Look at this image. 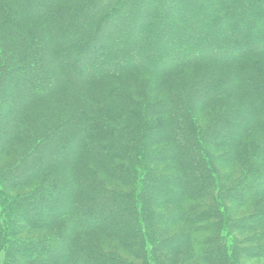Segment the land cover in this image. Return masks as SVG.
I'll list each match as a JSON object with an SVG mask.
<instances>
[{"label":"trees","instance_id":"1","mask_svg":"<svg viewBox=\"0 0 264 264\" xmlns=\"http://www.w3.org/2000/svg\"><path fill=\"white\" fill-rule=\"evenodd\" d=\"M160 2L181 20L157 8L154 22L170 18V31L139 35ZM128 4L0 0V159L12 163L0 169V264H156L175 242L185 243L180 261L216 264L213 250L238 264L244 249L234 233L245 230L226 202L252 205L250 218L264 221V0ZM79 15L86 19L76 27ZM128 20V33L108 36L115 23L128 31ZM148 49L155 54L144 57ZM166 140L173 146L161 148ZM181 145L185 156L175 157ZM217 147L234 154L231 185L210 162ZM81 158L89 180L77 171ZM81 191L93 195L79 200ZM142 194L155 208L169 206L149 213L183 233L160 239L152 230L146 239L136 217ZM26 226L45 235L20 238ZM255 228L264 253V224ZM92 233L119 240L133 259L92 243Z\"/></svg>","mask_w":264,"mask_h":264},{"label":"rangeland","instance_id":"2","mask_svg":"<svg viewBox=\"0 0 264 264\" xmlns=\"http://www.w3.org/2000/svg\"><path fill=\"white\" fill-rule=\"evenodd\" d=\"M31 1H32V4L36 5V6L37 5H45L47 3V0H39V1L31 0ZM127 1L129 2L127 10H129V8L131 10L130 5L136 0H127ZM149 4H151L150 1H149ZM113 7H115V5H112L110 7L109 11L105 13V15L107 13L109 14ZM150 7L153 9V18H152L151 21H149L151 23V25L150 26L148 25L149 22H147V24H145V25H143V23L138 24V32H139L138 34L139 35L140 34L143 35V37H146L148 35L151 36L152 35V31L154 29L155 30L165 29L167 32L170 31V28H169L170 25H168V23H167L168 21H170V18L166 19V22L163 23V26L160 25L159 23L154 22V18L156 17V14L158 13V10H162V11H166L167 10L172 15V17L170 16L171 18H176L175 20H181L180 18L174 16V12L170 10L171 9L170 5H164V2H160L159 5H157V4L150 5ZM157 8H158V10H157ZM183 9H184V7H183ZM183 9H182V11L180 10L181 11L180 13H183V11H184ZM189 9H191V8L189 7ZM136 10L137 9H135L134 12H131V17L138 12V11L136 12ZM50 14H52V12H50ZM50 14L48 16H50ZM124 14H128V11L126 13L124 12ZM74 18L77 19L75 21V26L76 27H78V25L80 23L79 20L82 19L81 21H84V19H86L83 15H79L78 17H74ZM182 20H184V19H182ZM114 25H113L114 27L110 29V32H108V36L109 35H113V32H117V33L118 32L119 33L122 32L121 34H123V33H126V32L128 33L130 31L129 30V28L131 26L130 25V20L126 21V23H125L126 27L128 28V31H121L120 29H116L117 23H115ZM72 29L74 30V28H72ZM88 29L91 30L90 28H88ZM97 29L98 28L95 29V32H94L93 35H95V34L100 32L99 29L98 30ZM93 31H94V29L91 30V31H88V32H90V35H92L91 32H93ZM235 37H236V34H235ZM219 41L222 42L223 38L219 39ZM109 47H113V45H109ZM179 47H181V46L178 44V48ZM103 50H105L104 51L105 54L103 55V57H105L106 52H108V47L103 48ZM148 54L154 55L155 53H152L151 50H149V49L144 51V57H146ZM136 56H138V55H136ZM106 57H107V60H108V54L106 55ZM91 58H93V57H91ZM73 65H74L73 67H76V70H77L76 62H73ZM14 89L16 91H18V89H16V88H14ZM15 94H16V92L15 93L11 92V96L10 97L8 96L6 98V100H5L6 101V103H5L6 107H5V111H4L5 115H8V113L10 112L9 108L15 103V96H14ZM29 103H31V102H28L27 104L30 105ZM24 107L25 106H23V108H21V110L22 109L25 110L28 106H26V108H24ZM21 110H20V112H21ZM1 120H0V123H4V121H3L4 119H1ZM169 141L170 140L164 141L162 143V145H161L162 146L161 148H167L168 146L172 147L173 143H171ZM186 144L189 146L188 143H184L182 145H186ZM182 145L178 147V150L176 151L177 155H175V157L178 156V158H181V156L184 155V153L182 151ZM191 148H194V147L191 146ZM199 148L200 147H198V149ZM214 149L215 150H212V152L214 153V156L212 158H210V162H212L213 165H216L220 169V171L224 174L226 179H228V180L232 179L230 182H227L229 185L233 184V182L236 181L239 178V177L232 178V175H235V176H238V175L233 173L234 170H235L234 165L228 162L230 160V158L234 154L225 152V150H224L225 148L223 149V148L217 147V148H214ZM199 150H201V148ZM201 155H203V154H201ZM14 159L15 158H13V160ZM84 163L85 162H84L83 158H81L80 162L78 163L79 164L78 165L79 169L77 171L81 172L80 174H82L84 176L85 180H89L88 178H86L87 177L86 174H88V172H86L85 169L83 170ZM172 163H174L175 165L174 166L170 165L171 167H173V168L181 167L182 170L184 169V164H182V162H178V161L176 162L175 160H173ZM11 164L12 163L10 161H8V160H6L4 158H3V160L0 159V169L1 168L3 169L4 166H6V165L10 166ZM70 168L71 167H69L68 170H70ZM59 169H60V166L57 165L54 169H52L51 173L56 174V173L59 172ZM63 170H66V169L63 168L62 171ZM90 175H92V174H90ZM3 178L4 177H2L1 179L3 180ZM36 184L37 185L40 184V181L37 180L34 183V186ZM34 186L31 185L30 187L13 190V191H11V193L12 194L21 193V192H25L26 193V192L31 191L30 189L34 188ZM121 189H124V188H121ZM127 189H128V187H127ZM94 190H95V186H94ZM92 195L93 194L92 193L90 194V192H87V193L84 194V192L81 191L80 196H78L77 199H79V200H82L83 198L86 199V198H89ZM137 201L140 202V204H141V210H140L139 213H136V217L137 216L138 217L141 216L140 218L142 219V221L138 219V222L140 224H141V222L145 224V230L147 232L146 233V236H147L146 239H148V236H149L148 233L151 232L152 230H154L156 232H159L160 239L167 238L169 236H172L173 234H178L179 235V234L183 233L181 228H180L181 226H179V227L176 226L175 228H172V227H170L168 221H165V220L162 221V219H156L154 216H152L149 213V210H151V209L152 210L155 209L157 213H165L166 211L171 210V208L169 206H167V207L162 206L160 208H157V207L155 208V205L153 204L154 201L147 200L146 194H142L140 197H138ZM224 202H226V201L220 200L218 203L220 204L221 207H223L222 203H224ZM226 203H229L228 205L230 207H232V209L234 210V211H232L234 219L235 220H238V219L242 220V222H243L242 223V226H243L242 229L245 230V231L240 230L239 232H235L234 233V236H237V238L240 239L241 249H244V252H240L239 253V255H238L237 259H236L237 263L238 264H264V253L259 251V250H256L257 246L261 243L262 239H257V237L254 236L255 235V229H256L255 227H258L259 225L264 224V221L260 220V219L259 220H254V219L252 220L250 218L252 216V214L254 213L252 205H243V204L236 205L233 202L231 203L229 201H227ZM130 217L132 218V214L130 215ZM0 218H2V215H0ZM172 218H173L172 219V221H173L175 217L173 216ZM3 220L6 221V218L3 217ZM105 221H108V219H106ZM211 227L212 226H210V224H206L204 229L205 230H210ZM61 229H63V225H59L58 230L60 231ZM220 231H221V229H220ZM4 232L0 228V239L2 238V236H4V234H5ZM42 234L45 235V233H43L41 231H35V230H33V229H31V228L26 226L24 229H22V234H20L19 236H20V238H22L24 236L26 238L31 239V238H38V236L39 235L41 236ZM112 234H114V233H112ZM91 236L94 237L93 238L94 240L92 241V243H96L97 242L98 245H100L101 248H103L105 251H107L109 253H111L113 251H116L120 255L124 256L127 259H133V257H131L130 253L123 247V245L121 244V242L119 240L114 239V238L106 239L103 236H98V235H96L94 233H92ZM199 237H200V235H199ZM101 239H102L103 242L101 241ZM218 241H219L218 239L217 240L215 239V241H212V243L214 242V244L216 245L218 243ZM2 243H4V242H2ZM184 244L180 245L179 243L175 242V243L170 244L171 248L162 247L161 250H160V257H161L160 260L161 261L160 262H156V264H198L197 259L184 260V258H183L182 261H180V251L181 250H179V249H181ZM191 244L192 243H190V245ZM188 245H189V243H186V246H188ZM192 245L196 246L197 244H192ZM17 247H18L20 253L24 254V252L21 251L20 245H17ZM80 250H81V248H75V250H74L76 257H78V258H81V252H83V251H80ZM210 251H211V254L214 257V259H216V264H225L224 256H221L218 253V251L217 252H215L213 250H210ZM15 255L16 254H14V256ZM173 255L174 256H176V255L178 256L179 255L178 256L179 259L178 260L177 259H173ZM27 263L28 262H26V264ZM35 264H47V263L46 262H37L36 261Z\"/></svg>","mask_w":264,"mask_h":264}]
</instances>
